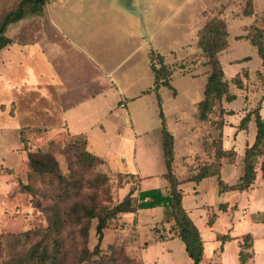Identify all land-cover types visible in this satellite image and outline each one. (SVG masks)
Returning a JSON list of instances; mask_svg holds the SVG:
<instances>
[{
  "label": "rangeland",
  "instance_id": "1",
  "mask_svg": "<svg viewBox=\"0 0 264 264\" xmlns=\"http://www.w3.org/2000/svg\"><path fill=\"white\" fill-rule=\"evenodd\" d=\"M17 1L0 0V17ZM52 1L47 0L44 6ZM66 1L67 4L55 2L52 7H86L80 0ZM158 2L166 4L156 12L157 18L164 14L166 25L164 33L157 35V51L165 54L172 49L180 57H174L172 52L167 54L165 64L173 70L170 79L173 88L160 86L157 93L166 129L174 137L172 172L180 180L182 205L204 243L205 252L199 264H238L237 242L246 233L253 238L254 264H264V179L260 170L263 156L258 158L255 181L246 190L221 192L217 174H213L218 172L226 184L234 183L243 174L244 149L252 144L256 132L254 110H259L264 119V65L256 47L245 37L255 28H264V0H253L250 16L242 14L244 0ZM213 15L226 22L227 45L218 56L224 80L235 97L216 101L207 119L202 120L196 104L203 98L210 65L197 46V32L193 35V28ZM43 28H38L35 21L24 25V18L9 24L6 35L12 43L0 51V264L13 252L8 247L13 236L27 237L25 249L37 239L34 231L39 229L43 234L48 225L50 204L56 200L51 192L56 190V183L51 182L48 173L33 181L28 179L27 153L45 151L51 141L56 145L52 152L59 160L61 173L68 176L73 171V177L78 179L73 187L77 195L57 200L60 214L66 217L58 233L61 239L58 264H191L178 237L158 240V235L168 227L162 223L160 207L117 214L107 221L100 242L95 232L96 218H82L75 212L77 203L88 202L89 195L95 196L98 207H111L131 188L132 196L139 189L161 188L164 192L169 189L163 176L166 167L161 118L153 93L137 98L135 103L133 96L127 97L131 101L128 112H123L120 105L112 112L106 111L104 106L113 101L111 95L105 98V104L102 102L103 109L94 113L101 121L100 126L79 129L83 133L79 137L66 131L55 119L58 115L53 111L52 96L43 97L24 82L28 65L36 74L31 62L36 57L28 61L24 45L36 41L38 30ZM261 41L264 45V33ZM148 79L153 87L151 71ZM248 112L250 120L242 129L240 119ZM24 137L25 143L21 141ZM83 148L100 155L103 163L92 167L77 163L76 150ZM219 148L232 149L233 162L228 157L219 158ZM202 168H207L210 174L198 182L188 180ZM26 183L39 191L33 195L20 190V184ZM222 203L226 208L220 207ZM54 234L46 238L49 249Z\"/></svg>",
  "mask_w": 264,
  "mask_h": 264
},
{
  "label": "trees",
  "instance_id": "2",
  "mask_svg": "<svg viewBox=\"0 0 264 264\" xmlns=\"http://www.w3.org/2000/svg\"><path fill=\"white\" fill-rule=\"evenodd\" d=\"M245 4L242 8L244 16H250L253 13V0H244ZM47 0H18L13 6L5 10L0 17V51L12 43L11 38L6 35V29L9 24L19 21L26 15H39L42 12L43 6ZM206 14V11H203ZM264 33V28H255L251 35H245L257 49L259 58L262 59L264 65V45L261 38ZM227 29L224 18L213 15L206 19L204 25L197 31V46L201 50L206 59V63L210 65V72L207 80L203 86V98L197 102L198 116L200 119H207V114L212 110L214 103L219 101L222 97L232 100L235 95L230 93L228 84L224 80V71L219 60V53L227 45ZM241 37V36H239ZM149 66L153 73L154 84L153 87L145 90L142 94L154 92L157 97L159 107V117L161 118V137L162 150L166 171L163 174L164 178L169 183V189L164 192L161 188L139 189L136 196H132L133 188H131L125 196L111 207L96 205L94 195H89L88 202H78L75 212L82 218H96L95 232L97 234L98 242L102 240L103 229L106 227L107 221L115 217L119 213H135L142 209H152L156 207L162 208L163 218L162 223L168 224L164 229V233L158 235V240L164 241L174 237H178L184 244V249L191 259V264H199L204 255V243L199 229L190 218L182 205V191L179 188L180 180L172 172L174 137L166 129L165 118L161 110V99L157 90L160 86H168L173 88L170 84L172 69L164 63V56L156 51L149 53ZM180 66H184L183 64ZM238 82V81H237ZM175 95V91H173ZM255 122V136L251 145L244 149L243 163L244 171L234 183L226 184L217 174L219 190L221 192L228 190H246L255 181L258 158L263 156L260 170L262 178L264 179V119L260 116L259 110H254ZM250 120V113H246L239 122V127L244 129L247 122ZM77 137L82 136L77 134ZM24 143L26 138L21 140ZM83 141V140H82ZM50 142L46 146L45 151H28L27 177L33 181L39 177H43L48 173L51 177V182L56 183V190L51 192L52 198L56 200L50 204L52 213L48 216V225L42 230L34 231L37 239L30 243L24 249V238L20 236H13L8 247L12 248L13 252L10 258L4 264H58L60 253V238L59 232L64 226L66 217H63L59 212V205L57 200L65 201L77 195L74 190V183L78 179L73 176V171L69 172L68 176L60 171L59 160L53 155L52 150L56 145ZM49 149V150H48ZM37 152L39 153L37 155ZM217 155L219 158L228 157L230 162L234 160V151L232 149L219 148ZM75 161L79 164L92 167L96 164L103 163L102 157L87 150L86 148L77 149L75 154ZM133 175V173H129ZM135 174V173H134ZM210 172L207 168H202L198 173L193 174L188 180L198 182L202 178L208 176ZM70 176V178H69ZM72 185V186H71ZM72 187V188H70ZM20 190L35 195L38 188L34 185L26 183L20 184ZM37 206V204H35ZM221 208H226V204L222 203ZM56 231V232H55ZM52 236L53 246L48 248L46 238ZM29 233L26 232L25 236ZM252 244L253 238L250 233L244 234L237 242L238 245V264H253L252 263ZM18 245V246H17Z\"/></svg>",
  "mask_w": 264,
  "mask_h": 264
},
{
  "label": "crops",
  "instance_id": "3",
  "mask_svg": "<svg viewBox=\"0 0 264 264\" xmlns=\"http://www.w3.org/2000/svg\"><path fill=\"white\" fill-rule=\"evenodd\" d=\"M80 1L86 7L54 8L55 2L67 4L54 0L41 14L24 17V25L35 21L38 28L44 27L36 41L24 45L27 60L36 57L31 61L36 74L28 65L24 82L41 96H52L55 119L74 135L83 134L78 130L84 127L101 125L94 113L101 111L106 97L113 96L106 111L124 104L123 112H128L127 97L133 96L135 103L141 96L156 95L142 92L151 88L149 53L158 52L157 35L166 25L164 14L157 18L156 12L166 6L158 0ZM203 23L193 28V35ZM171 52L180 57L167 49L164 63Z\"/></svg>",
  "mask_w": 264,
  "mask_h": 264
},
{
  "label": "built area",
  "instance_id": "4",
  "mask_svg": "<svg viewBox=\"0 0 264 264\" xmlns=\"http://www.w3.org/2000/svg\"><path fill=\"white\" fill-rule=\"evenodd\" d=\"M121 106L123 107V106H124V104H121Z\"/></svg>",
  "mask_w": 264,
  "mask_h": 264
}]
</instances>
